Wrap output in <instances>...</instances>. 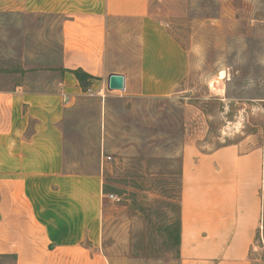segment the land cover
<instances>
[{"label":"rangeland","instance_id":"1","mask_svg":"<svg viewBox=\"0 0 264 264\" xmlns=\"http://www.w3.org/2000/svg\"><path fill=\"white\" fill-rule=\"evenodd\" d=\"M149 20L185 52L175 90L112 92L94 81L61 122L65 172L101 171L118 198L103 200L100 250L109 264H181L174 233L183 151L233 147L259 164L251 258L263 264L264 0H150ZM113 31L112 67L136 75L138 25L118 23ZM60 51L56 16L0 14V85L37 70L49 71L52 83ZM0 264L13 259L0 256Z\"/></svg>","mask_w":264,"mask_h":264},{"label":"crops","instance_id":"2","mask_svg":"<svg viewBox=\"0 0 264 264\" xmlns=\"http://www.w3.org/2000/svg\"><path fill=\"white\" fill-rule=\"evenodd\" d=\"M149 2L0 0V14L59 18L61 50L52 83L49 71L37 70L12 74L0 85V256L13 264H109L100 250L109 192L101 171L65 172L61 122L83 93L73 69L94 77L91 88L118 73L133 94L175 90L186 72L185 52L149 20ZM129 22L138 25L136 75L111 65L114 26ZM259 172L257 160L233 147L200 156L184 149L181 264H255Z\"/></svg>","mask_w":264,"mask_h":264},{"label":"trees","instance_id":"3","mask_svg":"<svg viewBox=\"0 0 264 264\" xmlns=\"http://www.w3.org/2000/svg\"><path fill=\"white\" fill-rule=\"evenodd\" d=\"M70 72L74 74V76L78 80L79 85L81 86L82 90L86 91L91 84L90 80L93 79L94 77L89 75L88 73H86L85 71H83L80 68L70 70ZM108 191H109L108 187L103 186V192L107 193ZM174 239H175V242L179 245V242H180V215L178 218L177 226L175 228Z\"/></svg>","mask_w":264,"mask_h":264},{"label":"water","instance_id":"4","mask_svg":"<svg viewBox=\"0 0 264 264\" xmlns=\"http://www.w3.org/2000/svg\"><path fill=\"white\" fill-rule=\"evenodd\" d=\"M107 90L123 91L125 89V78L124 75L118 73H110L106 80Z\"/></svg>","mask_w":264,"mask_h":264},{"label":"built area","instance_id":"5","mask_svg":"<svg viewBox=\"0 0 264 264\" xmlns=\"http://www.w3.org/2000/svg\"><path fill=\"white\" fill-rule=\"evenodd\" d=\"M107 196H108L109 198H115V199H118V198H116V196H115L114 194H112V193L107 194Z\"/></svg>","mask_w":264,"mask_h":264}]
</instances>
